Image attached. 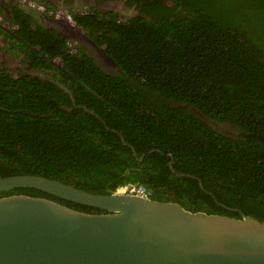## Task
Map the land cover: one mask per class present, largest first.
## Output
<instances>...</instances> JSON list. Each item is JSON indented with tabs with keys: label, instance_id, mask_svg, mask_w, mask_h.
<instances>
[{
	"label": "trees",
	"instance_id": "1",
	"mask_svg": "<svg viewBox=\"0 0 264 264\" xmlns=\"http://www.w3.org/2000/svg\"><path fill=\"white\" fill-rule=\"evenodd\" d=\"M175 3L186 12L124 24L80 20L91 36L101 31L92 38L120 73L104 72L82 48L70 52L52 31L31 29L17 9L27 63L51 70L50 59L59 58L53 79L69 92L0 71V177L41 175L101 194L138 183L159 202L264 221V0ZM12 194L100 212L33 188L0 192Z\"/></svg>",
	"mask_w": 264,
	"mask_h": 264
},
{
	"label": "water",
	"instance_id": "2",
	"mask_svg": "<svg viewBox=\"0 0 264 264\" xmlns=\"http://www.w3.org/2000/svg\"><path fill=\"white\" fill-rule=\"evenodd\" d=\"M68 25L45 28L70 37L79 28ZM14 188L37 189L100 212L48 197L0 196V264H264V221L249 215L234 218L150 197L94 193L41 175L0 177V192Z\"/></svg>",
	"mask_w": 264,
	"mask_h": 264
},
{
	"label": "flooded vegetation",
	"instance_id": "3",
	"mask_svg": "<svg viewBox=\"0 0 264 264\" xmlns=\"http://www.w3.org/2000/svg\"><path fill=\"white\" fill-rule=\"evenodd\" d=\"M17 9L21 11L24 9L29 13L30 16L24 12L30 18V23L32 22L31 29L37 27L64 29L67 28L68 24L75 26V28L78 27L79 30L68 32L70 37L60 35L66 38V49L75 53L79 48H82L94 63L106 73H120V69L115 61L106 54L105 45L97 44L92 38L100 35L101 31H97L91 36L90 28L81 23V19H90L95 22L114 20L116 23L124 24L133 17L151 19L167 11L171 14L186 12L182 9L181 4L176 5L175 0H0V44H2L0 47V71H5L13 76L29 75L48 79L66 92L69 90L56 78L53 79V77H58V72L54 68H61L59 58L50 59L52 69L45 70L29 66L27 58L21 53L15 35L18 26L13 22ZM104 31L107 32L106 29ZM33 48L37 49V47ZM213 122L211 125L221 133L235 134L228 124ZM133 154H136L134 150ZM143 155L142 153L139 156L138 161L142 160ZM169 166L173 170L171 161ZM199 187L202 188V185L199 184ZM212 199L216 204L223 206L214 196Z\"/></svg>",
	"mask_w": 264,
	"mask_h": 264
},
{
	"label": "built area",
	"instance_id": "4",
	"mask_svg": "<svg viewBox=\"0 0 264 264\" xmlns=\"http://www.w3.org/2000/svg\"><path fill=\"white\" fill-rule=\"evenodd\" d=\"M116 192L137 195L144 198L149 197V192L146 188L138 183H127L117 188Z\"/></svg>",
	"mask_w": 264,
	"mask_h": 264
},
{
	"label": "rangeland",
	"instance_id": "5",
	"mask_svg": "<svg viewBox=\"0 0 264 264\" xmlns=\"http://www.w3.org/2000/svg\"><path fill=\"white\" fill-rule=\"evenodd\" d=\"M2 44H0V47H1ZM15 73H18V72H15Z\"/></svg>",
	"mask_w": 264,
	"mask_h": 264
}]
</instances>
